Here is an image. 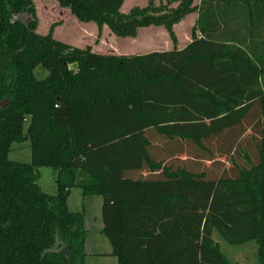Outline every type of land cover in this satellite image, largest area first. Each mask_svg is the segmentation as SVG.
Segmentation results:
<instances>
[{"label":"trees","instance_id":"obj_1","mask_svg":"<svg viewBox=\"0 0 264 264\" xmlns=\"http://www.w3.org/2000/svg\"><path fill=\"white\" fill-rule=\"evenodd\" d=\"M195 1L57 0L118 38L162 27L173 46L117 55L40 35L33 0H0V264H85L74 188L102 198L117 264H238L221 242L255 243L264 264V0ZM26 140L31 163L9 160Z\"/></svg>","mask_w":264,"mask_h":264},{"label":"rangeland","instance_id":"obj_2","mask_svg":"<svg viewBox=\"0 0 264 264\" xmlns=\"http://www.w3.org/2000/svg\"><path fill=\"white\" fill-rule=\"evenodd\" d=\"M150 0H125L121 9L124 14L134 7H145ZM157 2V0H155ZM36 9L37 30L40 35L53 33L55 39L70 46L87 49L90 48L98 54H145L153 50L171 49L172 43L166 30L162 27H149L141 29L136 38L115 37L108 27L101 30L95 23H83L74 17L70 10L63 9L57 0H33ZM200 0L195 1L199 5ZM174 4L173 7H177ZM197 14L188 16L180 24L175 26L177 47L184 45L192 38V29L195 25ZM23 22L28 17L20 18ZM47 73L38 68L35 71L37 77H43ZM28 118L24 129L28 126ZM9 160L17 163H31L32 150L30 140L21 144H15L9 153ZM38 184L44 193L57 194V174L53 169L41 168ZM101 197L84 196L79 188L71 190L67 199V208L70 212L80 213L84 216L85 226L89 233L84 245L86 253L85 264H117V259L108 255L112 252L111 245L103 234ZM222 243L223 251L229 259L238 264H257L255 243L243 246H230Z\"/></svg>","mask_w":264,"mask_h":264},{"label":"crops","instance_id":"obj_3","mask_svg":"<svg viewBox=\"0 0 264 264\" xmlns=\"http://www.w3.org/2000/svg\"><path fill=\"white\" fill-rule=\"evenodd\" d=\"M193 15V14H192ZM197 19H198V15H197V18H196V21H197ZM196 21H195V24H196ZM177 26V25H176ZM195 26V25H194ZM174 32H176L175 31V27H174ZM191 42V40L190 41H188L187 43H185L184 45H182V46H179L178 47V49H183L188 43H190ZM172 49V48H171ZM171 49H169V48H166V49H164V50H153V51H169V50H171ZM153 51H150V52H153ZM150 52H148V53H150ZM146 54V53H145ZM118 55H139V54H118ZM108 255H110L111 256V253H109Z\"/></svg>","mask_w":264,"mask_h":264}]
</instances>
